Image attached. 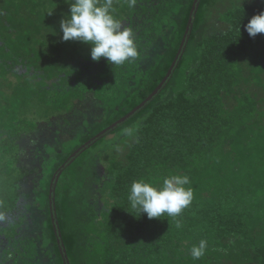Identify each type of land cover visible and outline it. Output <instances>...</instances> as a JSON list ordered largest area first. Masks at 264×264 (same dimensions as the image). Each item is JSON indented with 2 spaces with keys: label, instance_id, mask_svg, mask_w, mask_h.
<instances>
[{
  "label": "trees",
  "instance_id": "16d2710c",
  "mask_svg": "<svg viewBox=\"0 0 264 264\" xmlns=\"http://www.w3.org/2000/svg\"><path fill=\"white\" fill-rule=\"evenodd\" d=\"M67 2L0 0V148L14 163L10 170L6 159L0 173L16 178L14 199L0 194V264H64L49 187L80 145L64 146L79 134L84 144L157 88L194 0H113L139 52L114 67L92 61L89 45L61 39ZM262 11L264 0H202L164 90L87 150L85 168L63 172L56 206L71 264H264V34L244 27ZM134 125L135 138L123 135ZM110 147L120 153L107 157ZM172 174L190 178L191 205L175 218L138 217L133 181L159 185ZM202 239L205 255L193 259Z\"/></svg>",
  "mask_w": 264,
  "mask_h": 264
},
{
  "label": "clouds",
  "instance_id": "9594fccd",
  "mask_svg": "<svg viewBox=\"0 0 264 264\" xmlns=\"http://www.w3.org/2000/svg\"><path fill=\"white\" fill-rule=\"evenodd\" d=\"M134 2L135 0H132L130 6H133ZM67 4L69 13L64 14L60 21L63 41H78L89 45L92 61L99 62L104 58L106 63L113 67L138 58L133 30L115 18L113 0H68ZM244 27L250 37L264 34V11L252 16ZM238 31L240 32V27ZM137 131L138 125H134L125 128L123 135L135 138ZM189 184L190 178L187 175L178 174L164 177L159 185L139 179L131 184L128 201L131 209L139 213L138 217L146 214L149 219L175 218L193 201V189L186 187ZM176 227H182L180 220H176ZM206 248L207 241L203 239L198 246L192 245V258L203 257Z\"/></svg>",
  "mask_w": 264,
  "mask_h": 264
},
{
  "label": "water",
  "instance_id": "95a60500",
  "mask_svg": "<svg viewBox=\"0 0 264 264\" xmlns=\"http://www.w3.org/2000/svg\"><path fill=\"white\" fill-rule=\"evenodd\" d=\"M202 0H194L190 16H189V22L187 24L180 48L178 50V53L167 72L166 76L163 80H161V83L157 86V88L136 108H134L132 111H130L127 115L122 117L121 119L117 120L107 128L100 131L98 134H96L94 137L89 139L87 142H85L82 146H80L77 150H75L68 159L59 167V169L54 173L50 187H49V206H50V214L52 219V224L55 232V236L57 239V244L63 259L64 264H71L70 259L67 253V249L63 240V235L61 232L59 219H58V213H57V206H56V191L57 186L60 180L61 175L63 172L71 166L83 153H85L87 150L92 148L97 142L102 140L103 138L111 135L115 130L129 122L132 118H134L137 114H139L141 111H143L148 105H150L157 96L164 90V88L168 85L169 81L171 80L175 70L178 68L179 63L181 62L185 52L186 48L188 46L194 24L196 22V16L200 8Z\"/></svg>",
  "mask_w": 264,
  "mask_h": 264
},
{
  "label": "rangeland",
  "instance_id": "374dc122",
  "mask_svg": "<svg viewBox=\"0 0 264 264\" xmlns=\"http://www.w3.org/2000/svg\"><path fill=\"white\" fill-rule=\"evenodd\" d=\"M12 79H14L15 80V78L14 77H12ZM52 81H49V83H51ZM31 102L32 103H30L31 105H34L35 104V98L33 97V94H32V97H31ZM29 106V105H28ZM106 120L107 121H109L110 120V117H106ZM7 128V127H6ZM11 129L12 128H7V130L6 131H9V132H11ZM114 137V135H110L108 138L109 139H111V138H113ZM85 140V138H84V136H81V134H79V136H77V137H75V138H73V139H71L69 142H67L66 143V145L64 146V149L65 150H67V153L69 152V151H71L70 149H74V148H76L77 146H81V145H83V141ZM87 142V141H86ZM104 145H105V143H101V144H99L95 149H93V151L95 152V151H102L105 147H104ZM71 146H73L74 148H70ZM78 148V147H77ZM120 147H110L109 148V151H108V153H106V155H107V157H109V155H110V157L111 156H114V155H117L116 153H114L115 152V150H117V151H119V153H120ZM53 150V149H52ZM110 151H112L113 153H110ZM90 152L91 151H88V152H86L85 154H83L82 156H80L74 163H73V167H72V171L74 170V167L76 166V169L74 170V171H77V169H79V168H85L86 167V165L89 163V161L91 160L90 158H91V156H92V154L91 155H89L90 154ZM110 153V154H109ZM8 154L10 155L11 154V152L10 151H8ZM0 155L2 156V158L1 159H3L2 161H0V168H2V166L4 165V161L6 160V159H8V158H6L5 157V148L4 147H1L0 148ZM121 156H123V155H121ZM5 157V158H4ZM9 160V162H10V170H12V167H13V165H14V163L12 162V160L11 159H8ZM52 167H53V161H50V162H48L47 163V165L45 166V174L47 175L48 173H49V171L52 169ZM15 176H17V173H15ZM48 179V177L47 176H45L44 177V180H47ZM15 181H16V178L15 177H13V176H7L6 174H3V173H0V194L4 197V198H7V196H8V198H9V200L10 201H12L13 199H14V197H15V193H14V191H15V185H14V183H15ZM11 191V192H10Z\"/></svg>",
  "mask_w": 264,
  "mask_h": 264
}]
</instances>
